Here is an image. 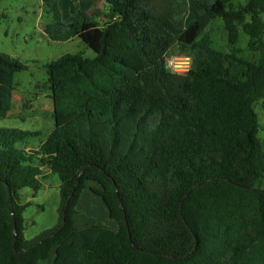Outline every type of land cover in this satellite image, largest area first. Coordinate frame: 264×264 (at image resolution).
I'll return each instance as SVG.
<instances>
[{"label": "trees", "instance_id": "1", "mask_svg": "<svg viewBox=\"0 0 264 264\" xmlns=\"http://www.w3.org/2000/svg\"><path fill=\"white\" fill-rule=\"evenodd\" d=\"M43 1L50 37L76 36L95 55L45 64L54 127L37 147L25 141L39 131L0 126V264H39L52 249L51 264H264L253 107L264 101V0H194L183 29L146 0H104L102 16L79 10L64 22ZM215 20L227 52L213 45ZM240 32L257 58L237 54ZM173 47L190 56L187 70H168ZM25 68L0 52V118ZM48 170L59 179L57 222L28 239L20 191H37ZM88 183L113 226H76Z\"/></svg>", "mask_w": 264, "mask_h": 264}, {"label": "rangeland", "instance_id": "2", "mask_svg": "<svg viewBox=\"0 0 264 264\" xmlns=\"http://www.w3.org/2000/svg\"><path fill=\"white\" fill-rule=\"evenodd\" d=\"M245 1L231 0L235 6L244 4ZM75 3L76 0L49 1L51 8L58 11L62 22L73 15ZM52 17L53 10L49 9L43 0H0V52L10 55L26 66L24 70L14 74L11 106L0 118V126L39 131L37 136L25 141L30 147H37L54 127L45 64L65 53L78 52L88 58L95 55L76 36L65 41L53 40L47 33L48 26L55 23ZM213 27L214 47L223 52L229 51L222 21L215 20ZM235 47L239 56L248 60L257 58V52L247 46V36L242 32ZM167 54L168 70L182 72L189 68L191 59L188 54L179 53L176 47L171 48ZM185 57H188L189 61ZM253 107L258 116V136L264 141V101H256ZM22 144L19 143L20 146ZM40 180L41 186L37 191L29 188L20 191L19 201L29 202L23 211L24 235L28 239L50 229L57 222L59 179L48 170ZM89 185L88 183L79 198L75 215L76 226L82 228L94 223L113 226L104 203L98 195L89 190ZM53 257L54 249L39 264H51Z\"/></svg>", "mask_w": 264, "mask_h": 264}, {"label": "crops", "instance_id": "3", "mask_svg": "<svg viewBox=\"0 0 264 264\" xmlns=\"http://www.w3.org/2000/svg\"><path fill=\"white\" fill-rule=\"evenodd\" d=\"M146 1L152 10L165 15L179 28H185L194 18L193 14L188 10L189 4L194 0ZM94 9H98L100 11V16H102L105 12H107L108 7L104 0H76L74 13L79 10L89 13Z\"/></svg>", "mask_w": 264, "mask_h": 264}, {"label": "water", "instance_id": "4", "mask_svg": "<svg viewBox=\"0 0 264 264\" xmlns=\"http://www.w3.org/2000/svg\"><path fill=\"white\" fill-rule=\"evenodd\" d=\"M8 194H9V191H8ZM63 213H64V210H63ZM64 224H65V223H64V221H63L61 227H63ZM61 227L58 228V229L54 232V234L58 233V231L61 229ZM14 230H15V226H14ZM54 234H52L51 237H52ZM13 248L15 249V237L13 238ZM22 255H23V254H20V256H22Z\"/></svg>", "mask_w": 264, "mask_h": 264}, {"label": "built area", "instance_id": "5", "mask_svg": "<svg viewBox=\"0 0 264 264\" xmlns=\"http://www.w3.org/2000/svg\"><path fill=\"white\" fill-rule=\"evenodd\" d=\"M185 58H187L186 60H188V61H189V58H188V57H185Z\"/></svg>", "mask_w": 264, "mask_h": 264}]
</instances>
